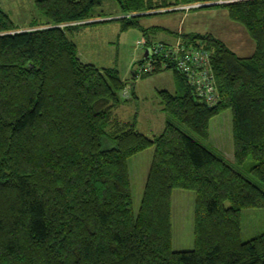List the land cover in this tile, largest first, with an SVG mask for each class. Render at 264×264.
<instances>
[{
  "label": "trees",
  "instance_id": "obj_1",
  "mask_svg": "<svg viewBox=\"0 0 264 264\" xmlns=\"http://www.w3.org/2000/svg\"><path fill=\"white\" fill-rule=\"evenodd\" d=\"M115 1L129 27L138 12L211 0ZM34 2L26 30L0 6V264H264V232L243 240L241 219L264 208V0L222 4L255 41L251 55L211 33L180 34L211 51L219 97L208 104L173 67L176 90L160 91L169 118L154 136L116 118L127 81L84 62L68 36L105 15L102 0ZM226 109L232 159L209 145ZM151 146L135 211L128 158ZM175 188L196 193L192 249L172 247Z\"/></svg>",
  "mask_w": 264,
  "mask_h": 264
},
{
  "label": "rangeland",
  "instance_id": "obj_2",
  "mask_svg": "<svg viewBox=\"0 0 264 264\" xmlns=\"http://www.w3.org/2000/svg\"><path fill=\"white\" fill-rule=\"evenodd\" d=\"M210 2L213 3L200 6ZM227 2L228 0L199 1L181 4L176 7L177 11L165 12L175 8L170 7L154 12H138L135 18L138 24L124 27L121 18L131 15L123 14L115 0H102L97 12L109 16L75 22L81 24L97 21L74 27L68 31V36L77 44L79 56L84 62L93 63L98 67L117 68L127 81V87L121 93V101L114 109L116 118L134 123L139 131L147 135H159L169 118L163 109L160 91L176 90L175 75L172 68L157 67L156 70L160 71H142L140 68L146 60V50L143 44H139L140 40L149 38L155 42L159 39L172 38L178 31L183 34L211 33L224 41L238 55H251L255 51V41L241 23L230 18L228 8L222 6ZM34 4V0H0V6L21 30L29 29L31 26L30 14L36 11ZM182 39L178 37L168 44L177 43ZM137 64L138 68L135 69ZM211 66L216 79L212 61ZM210 135L209 145L232 159L230 109L224 110L211 120ZM154 150L155 146H151L128 158L135 211L139 209L143 197ZM195 203V191L184 188L173 190L172 247L175 250L194 247ZM241 219L243 240L264 232L263 207H244Z\"/></svg>",
  "mask_w": 264,
  "mask_h": 264
},
{
  "label": "built area",
  "instance_id": "obj_3",
  "mask_svg": "<svg viewBox=\"0 0 264 264\" xmlns=\"http://www.w3.org/2000/svg\"><path fill=\"white\" fill-rule=\"evenodd\" d=\"M191 7V6H190ZM139 44L149 50L141 70L152 72L156 68H178L187 77V82L195 93L212 105L217 102L219 94L216 79L211 66V51L184 39L168 44L162 41L149 43L147 39Z\"/></svg>",
  "mask_w": 264,
  "mask_h": 264
},
{
  "label": "crops",
  "instance_id": "obj_4",
  "mask_svg": "<svg viewBox=\"0 0 264 264\" xmlns=\"http://www.w3.org/2000/svg\"><path fill=\"white\" fill-rule=\"evenodd\" d=\"M180 34H182V33H179V31H178V32H175L173 34L172 38H165V39H159V40L166 41V42H172V41L176 40L178 37H181Z\"/></svg>",
  "mask_w": 264,
  "mask_h": 264
},
{
  "label": "water",
  "instance_id": "obj_5",
  "mask_svg": "<svg viewBox=\"0 0 264 264\" xmlns=\"http://www.w3.org/2000/svg\"><path fill=\"white\" fill-rule=\"evenodd\" d=\"M212 3H213V2H210V3H204V4H201L200 6L210 5V4H212ZM148 53H149V50L146 51L145 56H147ZM136 68H138V64H137V66H135V69H136Z\"/></svg>",
  "mask_w": 264,
  "mask_h": 264
},
{
  "label": "clouds",
  "instance_id": "obj_6",
  "mask_svg": "<svg viewBox=\"0 0 264 264\" xmlns=\"http://www.w3.org/2000/svg\"><path fill=\"white\" fill-rule=\"evenodd\" d=\"M188 9V8H187Z\"/></svg>",
  "mask_w": 264,
  "mask_h": 264
}]
</instances>
